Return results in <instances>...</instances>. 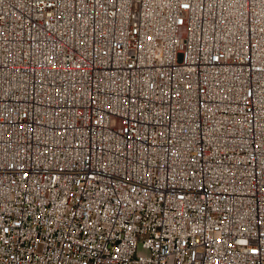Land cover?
<instances>
[{"label": "built area", "instance_id": "1", "mask_svg": "<svg viewBox=\"0 0 264 264\" xmlns=\"http://www.w3.org/2000/svg\"><path fill=\"white\" fill-rule=\"evenodd\" d=\"M0 264H264V0H0Z\"/></svg>", "mask_w": 264, "mask_h": 264}]
</instances>
